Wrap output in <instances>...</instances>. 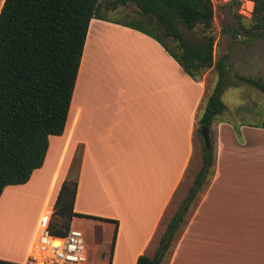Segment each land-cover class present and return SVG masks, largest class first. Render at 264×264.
Returning <instances> with one entry per match:
<instances>
[{"label": "crops", "instance_id": "crops-1", "mask_svg": "<svg viewBox=\"0 0 264 264\" xmlns=\"http://www.w3.org/2000/svg\"><path fill=\"white\" fill-rule=\"evenodd\" d=\"M218 38L213 61L228 72L243 64ZM213 61L193 80L151 37L91 18L62 133L48 136L42 164L26 182L0 193V259L24 262L39 210L52 208L68 177L76 182L73 212L92 216H73L68 227L88 228L83 264H134L141 253L152 256L191 173L196 117L216 79ZM246 85L229 87L238 94ZM227 110L209 126L211 174L173 237L166 264H264V127L236 123L238 113ZM22 194L27 203L19 207L36 204L19 230L3 217L6 204ZM110 220L116 221L111 250ZM101 248L99 260H91Z\"/></svg>", "mask_w": 264, "mask_h": 264}, {"label": "trees", "instance_id": "trees-1", "mask_svg": "<svg viewBox=\"0 0 264 264\" xmlns=\"http://www.w3.org/2000/svg\"><path fill=\"white\" fill-rule=\"evenodd\" d=\"M252 11L247 25L238 23L246 40L264 36V0H250ZM229 5L238 6V0ZM131 5L121 19H109L101 11L113 12ZM210 0H3L0 6V193L7 185L26 182L40 167L48 136L63 131L71 92L80 60L88 21H110L151 37L175 60L181 70L197 80L212 65L214 35L211 32ZM198 26L199 40L189 41L180 31ZM215 82L196 117L198 126H210L225 109L221 93L228 85L226 67L213 61ZM235 80L264 93V82L234 74ZM201 145V165L179 208L168 220L152 256L139 254L134 264H166L163 255L183 223L188 206L211 174L214 160L210 146ZM70 176V173L68 174ZM75 180H63L52 203L48 230L64 235L73 216ZM110 240V250L116 221ZM98 234V233H96ZM0 264H22L0 259Z\"/></svg>", "mask_w": 264, "mask_h": 264}, {"label": "rangeland", "instance_id": "rangeland-1", "mask_svg": "<svg viewBox=\"0 0 264 264\" xmlns=\"http://www.w3.org/2000/svg\"><path fill=\"white\" fill-rule=\"evenodd\" d=\"M227 2H223L220 0H212V25L211 32L214 35V40L217 36H219L218 41L222 43L223 46L225 42L229 45L227 53L229 55H233L234 57H242V63H233V69L230 68L229 72L226 71L228 76L226 77L228 81V85L225 86L222 101L225 103L227 107L226 113L228 114L229 110L236 113L239 116L236 123H247L249 125H254L255 127H264V93L250 87L248 89H240L237 94L235 88L229 87V85H246L242 82L235 80L233 77L234 74H238L241 76H252V78H262L264 82V36L262 37H250L247 43H245L246 39L242 37V34L234 29H237L238 23L243 25H247L248 19L247 17H242L237 13V7L229 5ZM131 5H126L124 7H119L117 10L113 12H103L107 18L121 19L122 15L125 14L126 11L131 10ZM181 33L192 42H195L201 37V29L198 26H194L192 29H185L183 26L178 25ZM214 48V47H213ZM220 50V49H219ZM242 55V56H241ZM251 63H253L251 65ZM247 86V85H246ZM248 90V91H247ZM225 113V114H226ZM212 140V139H211ZM200 139L197 133L194 134V159L191 163V173L187 176L186 180L183 182L178 194L176 195L175 203H174V212L179 208L180 203L186 197L189 188L192 186L193 178L201 165V149H200ZM79 161V153L74 155V167L70 169L71 173L74 170V179L76 177V169ZM27 194L18 195L13 197L8 204H6V210L3 217V222L7 219V222L4 224L7 226L9 224L15 223L16 229H22L23 225L26 224L27 220H30V213L35 208L34 201L32 205L22 208L18 206V202L24 206L27 203L25 200ZM193 201L188 206L187 212L189 208L192 206ZM49 205V203L47 204ZM22 210V213L20 214ZM17 213V216L15 215ZM19 220V221H18ZM81 233L84 241H86V235L88 236V228L85 226L81 227ZM107 235V234H106ZM110 235V234H109ZM108 235V236H109ZM105 236V235H104ZM174 240V239H172ZM172 240L168 245L170 249L172 247ZM107 241V240H106ZM108 242V241H107ZM170 246V247H169ZM103 248V247H102ZM98 251L96 255L91 257V260H99V256H102L103 249ZM163 255L164 260H166L167 255L170 253L169 250ZM108 257L107 253L105 254V259ZM166 263V262H165Z\"/></svg>", "mask_w": 264, "mask_h": 264}, {"label": "built area", "instance_id": "built-area-1", "mask_svg": "<svg viewBox=\"0 0 264 264\" xmlns=\"http://www.w3.org/2000/svg\"><path fill=\"white\" fill-rule=\"evenodd\" d=\"M238 1L237 13L249 18L252 4L248 0ZM51 213L52 208L47 204L39 210L27 256L22 264H83L86 261V244L81 231L68 228L64 235L51 234L48 230Z\"/></svg>", "mask_w": 264, "mask_h": 264}, {"label": "water", "instance_id": "water-1", "mask_svg": "<svg viewBox=\"0 0 264 264\" xmlns=\"http://www.w3.org/2000/svg\"><path fill=\"white\" fill-rule=\"evenodd\" d=\"M199 130V136L202 140V145L204 148L208 149L210 146V141H209V127L200 125L198 126Z\"/></svg>", "mask_w": 264, "mask_h": 264}, {"label": "bare ground", "instance_id": "bare-ground-1", "mask_svg": "<svg viewBox=\"0 0 264 264\" xmlns=\"http://www.w3.org/2000/svg\"><path fill=\"white\" fill-rule=\"evenodd\" d=\"M249 4V3H248Z\"/></svg>", "mask_w": 264, "mask_h": 264}]
</instances>
